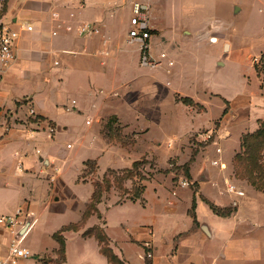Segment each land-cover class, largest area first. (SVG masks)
<instances>
[{"label":"crops","instance_id":"1","mask_svg":"<svg viewBox=\"0 0 264 264\" xmlns=\"http://www.w3.org/2000/svg\"><path fill=\"white\" fill-rule=\"evenodd\" d=\"M260 1L264 0H235L230 3L228 14L248 12L253 3ZM134 2L145 3L140 0H5L0 3V27L19 31L14 44L15 59L0 73V214L20 209L32 214L33 225L40 219L44 225L42 230L28 231L21 247L32 255L18 259L16 264H56L59 244L53 234L78 222H82L79 229L62 233V264H111L100 252L95 237L84 235L94 226H103L110 248L125 264H264V197L262 192L260 196L254 194L256 191L251 185L247 186L246 198V189L238 185L244 195L237 198L226 193L224 184L210 176L202 181L203 177L192 173L199 181L196 191L189 184H148L147 181L142 202L107 203L103 199L97 204L98 214L82 220L94 190L93 184L79 179L85 161L95 160L99 171L104 173L130 167L147 151L144 145L152 147L148 153L177 156L175 148L164 145L163 136L172 129L165 125L166 99L161 100L174 95L181 102V108L186 104L178 98L183 97L201 103L206 109L212 105L206 93L198 94L207 86L201 84L191 93L177 95L181 89L158 73V87L148 90L152 95L157 92L160 95L157 117L147 115L145 119H136L138 100L132 97V91L126 90L127 96L121 102L118 96L113 100L114 94L124 91L122 88L135 77L134 73L119 69L124 53L121 41L134 45L139 62V46L127 39ZM197 9H200L199 2ZM198 19H205V27L212 22L210 25L221 36L190 37L187 39L192 40L183 45L195 40L220 42L224 44L220 48L221 58L237 46L226 36V26L218 24L222 20ZM85 22L98 26L99 33L78 34L76 26ZM22 24H29L32 29L22 30ZM263 53L260 51V57ZM221 58L218 66L222 65ZM208 91L221 95L210 88ZM250 95L249 92L244 96L241 105L246 115L252 111L256 125L258 119L264 118V96L261 107L250 105ZM177 101L173 99V105ZM223 107L217 105L220 114ZM120 109L129 110L131 120ZM214 116L215 113L205 118L199 116L198 124H209ZM111 118L130 126L141 124V144L130 149L109 142L103 129ZM191 124L182 127L181 132L177 128L171 132L177 138L191 129ZM221 166L219 173L225 169V164ZM211 180L212 184H207ZM172 188L177 189L175 195L171 194ZM206 201L233 211L219 216ZM126 204L140 205V216L130 224L124 218L107 219L114 209ZM69 211L74 212L72 217L67 215ZM10 239L0 229V258L6 255ZM146 252L151 253V259H145Z\"/></svg>","mask_w":264,"mask_h":264},{"label":"rangeland","instance_id":"2","mask_svg":"<svg viewBox=\"0 0 264 264\" xmlns=\"http://www.w3.org/2000/svg\"><path fill=\"white\" fill-rule=\"evenodd\" d=\"M140 1L145 2L149 7L152 24L151 55L157 58L160 52H165L173 60L174 66L168 67L161 62L154 68L142 67L138 62V54L134 52V45L121 41L120 46L124 53L119 69L134 73L135 77L122 88L124 91L120 90L119 93L114 94L113 100L118 96L119 102H121L122 98L127 96L126 90L132 91V97H136V101L138 100L135 105L136 119L142 120V117L145 119L148 117L147 115H150L151 118L157 117L158 97L160 95L158 92L152 95L148 90H156L158 87L157 75L159 74L165 79H170L175 86L181 89L182 92H178L177 95L183 96L184 93H191L201 84L207 86L206 90L199 91L198 94L206 93V96L210 98L208 101L212 104L208 109L201 103L194 106L184 105L182 109L180 107L181 102L177 101L174 95L171 98L166 96L161 100L166 99L165 125L168 129L174 131L173 129L177 128V131L181 132L182 127H187L192 122L194 125L191 124L192 128L177 138V134L171 131L163 136L164 145L167 148H175L177 156H164L160 152L148 153L152 147L144 145L148 152L144 150L138 160L147 161L141 166L143 168L141 170L144 171V174H150V178L147 180L148 184H189V187L196 191L199 181L194 179L193 173L203 177L204 180L202 181L209 179L208 176H210L219 184H224L226 179L230 183L239 185L242 189H246V198L247 186L250 184L236 174L234 156L244 151V147L241 145L242 137L247 133L254 132L259 127L260 122L264 121V118H260L255 125L254 117L251 115L252 111L246 115L244 107L241 105L244 96L250 92V105L263 107L261 103L264 96V60L260 57V51H264V1L253 3L250 11L245 13L242 11L233 16L228 14V7L235 0ZM197 2L200 3V9H197ZM200 17L222 20L223 23L218 22V24L226 26L225 29H228L226 36L230 37L228 39L232 44H237L233 51L224 58H221L222 52L220 55V48L223 49L224 44L220 42L195 40L183 45V43L192 40L187 39L190 37L196 39L221 36V33L211 26L212 22L205 27L206 25L203 24L205 19H198ZM134 44L139 46L137 43ZM219 57L222 60V65L218 66ZM209 88L231 101H225L221 95L208 91ZM254 94L256 95L253 96ZM172 98L177 101L176 105H173ZM217 105L224 106L222 110L220 109L221 114L218 112L219 108L217 111ZM251 107L249 106V108ZM208 110L210 112L206 113ZM120 111L124 113L125 118L131 120L130 117L132 116L129 110L120 109ZM214 113L215 116L209 124H198L201 122L200 117L205 118L209 114L214 115ZM141 127V124L137 126L125 125L117 118H112L109 125L104 126L103 133L109 142L119 143L124 147L134 149L136 144L138 146L142 142L140 139L143 138ZM214 128L216 132L213 133L212 139L204 141L205 134ZM219 135L224 136L220 139L217 138ZM214 139H217V145L213 143ZM148 144L150 143L148 142ZM217 146L222 148L221 154L216 152ZM261 152L264 159V145H262ZM220 163L225 164L224 176L223 173L218 172V167H221ZM87 172V174H80L79 179L91 184L101 181L102 177L108 174L107 171L101 173L98 165L94 167L92 164L88 165ZM213 180L207 184H212ZM147 181H144V184ZM138 184L139 178L137 176L126 179L122 183L126 193L121 194L120 190L112 187L109 191L102 193L101 200L104 199L107 203L114 201L118 203L121 199L123 202L127 193H130ZM252 189L256 191L254 194H261L254 187ZM176 190V188H172L171 194L175 195ZM262 196L264 197V193ZM113 212L107 217L109 221L113 217L124 218L130 224L133 219L140 216L142 208L137 204H126L114 209ZM73 214L74 212L70 211L67 213L69 217H72ZM101 221L103 222V220ZM43 227V221L40 219L30 229L33 231L35 229L42 230ZM43 239L46 240L44 233Z\"/></svg>","mask_w":264,"mask_h":264},{"label":"trees","instance_id":"3","mask_svg":"<svg viewBox=\"0 0 264 264\" xmlns=\"http://www.w3.org/2000/svg\"><path fill=\"white\" fill-rule=\"evenodd\" d=\"M261 59L264 60V53L261 56ZM178 100L182 101L186 105H197L193 102L191 98L183 97L178 98ZM112 119V118H111ZM110 120L107 125H109ZM242 147H244V151L237 153L234 156V160L236 162V174L245 179L252 187L256 190L264 193V159L262 157V145H264V121L260 122L259 127L254 130V132H250L245 134L242 137L241 141ZM147 163L146 160H134L130 167L122 168V169H109L107 170L108 174L102 177L101 181H97L93 183L94 190L92 193L91 201L87 205L86 210L83 213L82 220L86 219L91 214H98L97 204L101 201V196L103 192L109 191L112 187L120 190V193H126L127 191L122 187V183L126 179H130L132 177L137 176L139 178V184L134 187L130 193H127V197L124 200L131 201H140L142 202V193L144 191L145 185L144 181H147L150 178V174H144V171L141 170L142 165ZM92 164L94 167L97 166L95 160H87L84 162V174H87L88 165ZM90 173V172H89ZM83 174V175H84ZM121 202L118 201V203ZM212 211L219 216H227L232 213L233 209L230 207L222 208L219 207L209 201H206ZM190 214L193 216V211L190 210ZM82 222L69 224L67 226L62 227L57 232L53 234V238L58 242L59 248L57 250V259L56 264H62L64 260V239L62 233L65 230H77L81 226ZM101 226H94L87 229L84 232V235L94 236L100 245V252L104 254L111 264H125L117 255L112 251L109 246L108 238Z\"/></svg>","mask_w":264,"mask_h":264},{"label":"built area","instance_id":"4","mask_svg":"<svg viewBox=\"0 0 264 264\" xmlns=\"http://www.w3.org/2000/svg\"><path fill=\"white\" fill-rule=\"evenodd\" d=\"M3 2H5V0H0V3ZM20 28L28 31L32 29V26L29 24H22ZM151 29L152 24L150 21L148 5L141 2H134L132 4V14L129 19L127 39L129 42L137 43L139 45V65L142 67L154 68L163 62L166 66L171 67L173 65V60L170 59L165 52H160L157 58H154L151 55ZM76 31L83 36H92L99 33V27L94 23L85 22L78 24L76 26ZM53 34H55V32H53ZM18 35L19 31L17 30L4 26L0 27V73L15 59L14 44ZM214 132H216L215 128L209 130L205 134L206 136L203 140H211ZM223 136L224 135H219L217 138L221 139ZM213 143L217 145V139H214ZM215 150L217 153H221L222 148L217 146ZM36 153H39V151L37 150ZM224 189L226 193L232 194L237 198L244 195L243 190L238 185L230 183L227 180H225ZM233 204H236L235 199ZM30 215L32 214L24 213L20 209L12 213L0 214V229L5 230L11 236L9 243L6 246V255L0 258V264H16L18 259L28 258L32 255L28 249L21 247V243L33 225L34 219L32 218L28 227L18 239L15 237ZM144 257L145 259H151L152 255L151 253L146 252Z\"/></svg>","mask_w":264,"mask_h":264},{"label":"water","instance_id":"5","mask_svg":"<svg viewBox=\"0 0 264 264\" xmlns=\"http://www.w3.org/2000/svg\"><path fill=\"white\" fill-rule=\"evenodd\" d=\"M33 216L30 215L28 216V218L25 221L24 226L19 230V232L15 235V237L18 239L20 237V235L26 230V228L28 227V225L30 224L31 220H32Z\"/></svg>","mask_w":264,"mask_h":264}]
</instances>
